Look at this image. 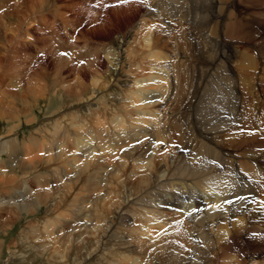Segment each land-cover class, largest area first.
<instances>
[{
	"label": "rangeland",
	"instance_id": "374dc122",
	"mask_svg": "<svg viewBox=\"0 0 264 264\" xmlns=\"http://www.w3.org/2000/svg\"><path fill=\"white\" fill-rule=\"evenodd\" d=\"M186 1L0 0V36L7 29L13 37L8 50L18 54L12 76L18 74L21 87L32 90L29 101L9 97L0 105V146L7 144L0 151V200L21 190L28 205V210L0 206V220L10 222L5 229L0 226V264H208L214 258L216 264H231L230 259L235 264L262 262L264 255L255 256L247 246L243 252L226 253V259L216 241L202 247L191 212L198 196L191 184L182 186L188 201L166 207L174 200L167 193L180 188L162 181L166 168L195 167L201 130L209 132L204 125L224 110H217V102L208 97L214 92L213 79L227 84L236 70L244 93L239 96L237 90L241 104L231 105L232 111L245 108L264 115V93H258L256 82L257 76L264 79V0ZM231 9L234 29L226 24ZM28 22H33L30 29ZM16 26L19 30L12 35L9 30ZM121 36L125 44H114ZM149 54L158 59L152 61ZM254 68L259 69L257 76L251 74ZM125 77L137 80L125 86L120 82ZM204 78L212 81L201 91ZM146 79L155 82L143 95L135 84ZM82 85L87 86L85 94H92L90 102L79 97ZM44 90L50 91L51 100L38 95ZM139 96L150 102L146 109ZM224 106L231 110L228 99ZM131 127L140 131L133 133ZM66 130L74 132L73 139H90L84 148L87 156L77 155L75 167H68L60 155L37 157L49 145L56 152L63 149ZM229 139L227 131L223 153L230 152ZM259 156L264 151L255 160ZM242 161L250 162L243 172L247 178L253 168L262 171V165ZM263 201L264 194L256 197L258 214H264ZM33 236L39 237L38 250L33 249ZM247 245L257 246L252 239Z\"/></svg>",
	"mask_w": 264,
	"mask_h": 264
},
{
	"label": "bare ground",
	"instance_id": "6f19581e",
	"mask_svg": "<svg viewBox=\"0 0 264 264\" xmlns=\"http://www.w3.org/2000/svg\"><path fill=\"white\" fill-rule=\"evenodd\" d=\"M230 11L231 12H229V19H228L226 24L228 25L229 29H234V28H236L235 19H234L233 14H232V13H234V11L232 9ZM6 16H7L6 18H9L11 16V12L9 11L6 14ZM31 23H33V22H28L26 24L27 28L30 29L33 27L31 25ZM23 26H25V25L23 24ZM20 27L22 28V26H20ZM18 30H19V27L16 26L15 29H11L9 31L11 32L12 35H15V34H17ZM7 32H8V30L5 29V33L2 36V38L0 36V44H1L0 45V105H5L7 102V99L9 97H12V98H14L16 100H20V101H29L28 97L32 92V90H30L29 88L24 89L21 87V83L17 79L19 76L18 74H14L12 76L11 71L14 70L13 68H17L16 61L18 59V54H16L15 52H10L8 50V48H10V41L12 40L13 37L9 38ZM22 32H23V30H22ZM24 32H25V30H24ZM25 34H27V33H25ZM19 35H20V33H19ZM22 35H23V33H22ZM28 35H30V34H28ZM124 42H125V38H124V36H121V37L116 38V42L114 44L123 45V44H125ZM132 52H133V50H132ZM258 52L262 53V50L259 49ZM126 53H127V51L124 50V55H126ZM149 56L152 59V61H155L158 59V57H156L155 54L154 55L149 54ZM26 59L28 61L27 63L30 64L33 57H32V55H29ZM99 63H100V61H99ZM29 64H27V65L29 66ZM89 65L91 66L90 63H89ZM219 67L220 66H218L216 68V66H215L217 71L220 70ZM26 68L29 69V68H31V66L26 67ZM17 71L19 72L20 70H17ZM24 72H25V70H24ZM76 73H78V72H76ZM213 76H214V74H213ZM54 78H56V77H54ZM125 78L126 79H123L122 81H120L125 86H128V84L129 85L133 84L137 80V79H133L134 80V82H133V81H131L130 78H129L130 80L127 79L128 77H125ZM215 79H213V81L212 80H210V81H212L213 83L220 82V80L218 78H215ZM154 80L155 79H150L147 81V79H146L147 82H143V81L139 80L135 84V88L141 87L139 90L144 95V93L147 92L146 87L150 86L152 82H155ZM210 81H207V78L202 79V81L200 82V86H199L200 90L205 91L208 88V85H210V83H209ZM256 82H257V86H258L257 91H258V93H261V95H262L264 93V79H263V77L257 76ZM67 83H68V81H67ZM231 83L233 84V98H234L236 96L235 94L237 93V87H236L237 80L235 78H231ZM246 84H248V83H246ZM72 86L75 87V85H72ZM117 87H119V86H117ZM136 89H138V88H136ZM65 90H66V88H65ZM210 90H212V88ZM88 91L90 92V89H88ZM117 91H118V88H116V92ZM157 91L162 92V89L157 90ZM26 92H27V94H25ZM58 92L59 93L64 92V89L59 88ZM86 92H87V86L82 85L80 87L79 97L81 98V100H84V101L89 100V102H90L91 98H92V94H91V92L89 94H85ZM120 94H122L121 91H120ZM38 95H42L44 98L51 100L50 91L47 92L46 90H44V93L39 91ZM263 95H262V97H263ZM114 96H116V95H114ZM122 96H123V94H122ZM212 96H215L216 98L212 97ZM139 97L141 98L140 101L143 102L142 104L144 105V107H145V105L150 104V102H148L147 104L145 103L146 101L143 100L144 97H142V96H139ZM208 97L211 99V101L213 103L217 102V103H215V104H217V110L218 109H224V110H219L218 115L214 116L212 119H210L204 125V129L209 131V132H205L204 130H201V135H202L203 140L202 139H200V141L197 140V146H196L197 147V156H196L197 163H196L195 167L193 166L194 164L192 166H180L176 171H172V170H169L166 168V171H168V176H167V178H164V180H162V181L171 182V184H173V185H171L173 188L174 187H180V188H178L177 192L174 193L173 195L171 193H167V196H170L169 199L172 200L174 197V200L171 201V203H169V202L166 203L167 204L166 207L167 206L168 207H178V206H180L181 202L183 203L184 201H188L189 195H187V193L185 192V188H183L182 186L184 184H188V185L191 184L190 186H192L195 190L196 198L198 196L197 201L195 202L197 209L195 211L194 220H195V225L197 228V230L195 231L196 237L199 236L198 239L199 238L201 239L202 247L211 246L213 244V242L216 241L218 244H220V250L222 251L223 258H225V259H226V256H225L226 253L243 252L244 249L246 248V246L248 248H250L255 253V256H258L259 254L264 255V214H258L257 212L254 211L255 210L254 209V207H255L254 203H255L256 197H259V196L264 194V157L259 156L258 160H255V158H254L255 154H260L261 152L264 151V115H261L259 112H257V113L249 112L245 108H241V109L239 108L237 110L232 111L231 105L239 106L241 104V100L239 97L235 98L234 104L232 101L228 100V104H229V107L231 108V110L227 109L224 106L225 99L223 96L218 95L217 93L214 92L212 94L211 93L208 94ZM124 98L119 97L118 101H120L121 99H124ZM161 98L163 99V96ZM92 105H93V103L90 106H92ZM140 105L141 104L136 105L137 108L140 107ZM153 105H155V103ZM7 106L8 105H6V107ZM152 107L153 106H151V108ZM145 109H146V107H145ZM145 109L143 108V111ZM150 113H151V109L149 110V113L143 114V116L147 119V117L150 116ZM252 118L256 119L257 122H260L259 126L255 125V123H253ZM68 122H70V121H68ZM60 126H61V124H60ZM70 126H71V124H70ZM138 128L139 127H133V128L131 127V130L130 129L129 130L133 133H137V131L139 130ZM68 130L70 131V129H68ZM81 130H83V129H81ZM69 131L66 130V132L68 134L67 135L68 141L66 140L67 143L63 149H60V151L57 150L58 152H56V149H52L51 146L49 145V147L45 148V151L44 150L41 151L44 153L40 152L41 154L38 155L37 157L41 158L42 156L48 155V157L49 158L51 157V159L53 157L55 159H57V157H59V155H60V156H62L63 160H65L68 167H75L76 166L75 157L79 154L83 155V156H87V154L85 155L84 148L87 145L91 144V141H90V139L88 140L86 138L73 139L72 136H73L74 132L71 133ZM77 131H76V133H77ZM227 131H228V136L230 137V139L227 142V146H228V149L230 150V152L228 151V153H227L226 151H224V153H223L221 151V148H222L221 140H223V137ZM83 133H84V131H83ZM87 133H85V134H87ZM64 135H66V134H64ZM224 144H225V142L223 143V145ZM6 147H7V144L4 142V144H2L0 146V151H4ZM222 150H223V148H222ZM244 159L248 160V161H253L251 163L262 165L263 166L262 171H260L259 169L253 168L251 170L252 176L250 178H247L243 172L248 169V163H250V162L242 161ZM194 160L195 159H193V161ZM190 161H192V160H190ZM52 167H54V166H52ZM68 185H70V184H67V186ZM180 189H184V190L179 191ZM203 189H207V190H203ZM200 193L203 194V197H201V195H199ZM178 200L180 202H178ZM52 202H54V201H52ZM92 203H94V202H92ZM9 204H16L21 209L28 210V205L24 201L23 192L21 190H15V195L11 196L8 199L0 200V206L1 205H9ZM261 204H264V201ZM108 208L109 207H107V209ZM179 208H181V207H179ZM179 208H178V211H179ZM164 209H166V208H164ZM18 212H21V214L18 216H22V211L18 210ZM114 216L116 217V215H114ZM152 217H153V215H152ZM8 219H10L9 215H8ZM2 220H0V226L3 229H5L7 226H9V224H7V223H10V222H7L8 220H5V219H4L5 221H2ZM234 223H241V224L236 225ZM242 223H246V224L244 225ZM227 224L228 225L232 224L233 228L231 229V231H229L226 228ZM94 226H95V224H94ZM94 232H96V230ZM33 237H34V239L32 240L33 249L38 250L41 248L38 245L39 244V237L38 238H37V236H33ZM248 239H252L257 246L249 247L247 245ZM208 261H209L208 264H216L215 258L211 259V260L209 259ZM204 262H206V260H203V264H204ZM227 262L228 263L231 262V264H235V259L227 260ZM136 264H139V263H136ZM199 264H202V263L199 262ZM217 264H220L219 261ZM260 264H264V258Z\"/></svg>",
	"mask_w": 264,
	"mask_h": 264
}]
</instances>
